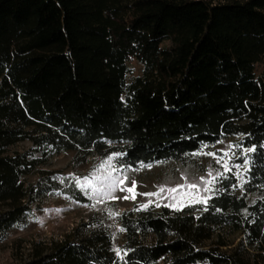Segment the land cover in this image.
Listing matches in <instances>:
<instances>
[{"label": "trees", "instance_id": "16d2710c", "mask_svg": "<svg viewBox=\"0 0 264 264\" xmlns=\"http://www.w3.org/2000/svg\"><path fill=\"white\" fill-rule=\"evenodd\" d=\"M224 136L256 149L242 189L225 173L206 205L118 212L120 257L93 211L18 240V264H264V0H0V242L49 195L93 204L43 168L57 154L136 169Z\"/></svg>", "mask_w": 264, "mask_h": 264}, {"label": "rangeland", "instance_id": "374dc122", "mask_svg": "<svg viewBox=\"0 0 264 264\" xmlns=\"http://www.w3.org/2000/svg\"><path fill=\"white\" fill-rule=\"evenodd\" d=\"M126 64L130 68L132 74H138L140 72L141 66L135 60L128 61ZM257 70H259V67ZM238 139V136H224L215 143L208 144L207 147H202L201 149L189 154L182 161H165L161 163H154L151 164L153 165L151 168H122L129 169V171L126 173L127 181L125 186L131 187V181H136V188L134 191L135 193L142 194L158 192L161 186H164L167 189L185 183H199V194L201 196L209 197L213 191L207 193L203 192V182L200 181V178L204 177L205 180L210 179L208 176L209 170L212 171L213 176H215L218 171H224L222 167L223 162H221V164H217L215 162L217 157H220L224 154V151H229L230 155L234 153L233 158L228 161L230 166L243 164L242 161L237 160L239 156V149L237 146ZM229 145H233L234 147L229 150ZM27 146V142H21L18 143L15 148L20 150L21 148H26ZM201 152H214L216 153V156L212 157L203 154L193 155ZM72 154V151H66L64 153L57 154L52 157L50 163L43 168L52 170L58 179L60 176H63L66 181L73 180L71 178L73 176L80 178L82 182L86 176L90 178L92 176H98L100 179L94 181V183L96 184L97 188L107 191L109 181L105 180V177L110 171V168H100V165L108 160L109 157L103 160L94 159L86 163L77 164L75 166H67L68 160ZM225 159H227V157ZM235 171V168H233V173ZM113 175L122 176L123 173H114ZM61 181L63 182L64 179ZM209 187L212 188V185H209ZM114 195L117 197L116 199L105 197L102 195V193L98 194L94 198H91L93 201L91 206L78 204L68 199L66 196L57 193L47 196L40 205V208L34 212V216L29 217L28 223L25 227L12 228L8 232L7 237L0 242V264L19 263V259H17L19 252L14 250V243H16L18 240L35 239L49 235L62 236L70 228L77 226L79 222L85 221L93 211L97 212L98 216L104 218V223L108 226V229L111 232L113 246L116 249L120 244L122 234L118 231L115 222V215H110V212L118 213L122 210L131 208L134 204L142 205L148 203L149 200L153 201L152 205L155 208L173 203L171 195L167 191L160 193L159 196L152 197L136 195L135 200L123 199V196H130L131 194L127 192H121L119 190H116ZM175 195L179 196V193ZM256 196H258L256 193L250 194L248 195V199L250 200ZM100 200H103V203L98 202ZM157 204H159V206H156ZM56 209H62V211L56 212L54 211ZM40 220H43V224L39 222ZM231 238H233V244H235L240 238V235L236 233L232 235ZM223 249L224 248L221 250ZM23 251L26 252L25 249H23Z\"/></svg>", "mask_w": 264, "mask_h": 264}, {"label": "snow or ice", "instance_id": "6c2138e0", "mask_svg": "<svg viewBox=\"0 0 264 264\" xmlns=\"http://www.w3.org/2000/svg\"><path fill=\"white\" fill-rule=\"evenodd\" d=\"M203 147H207V145H204ZM234 147L233 145H229L228 148L229 150ZM256 149L254 147L252 148H248V149H244L243 153H244V161L243 164H236V165H232L230 166L228 161L230 159L233 158L234 153L232 155L229 154V151H224V154L220 157L216 158V163L217 164H221L222 163V167H223V172H217L215 176H213L212 171L209 170L208 171V176L210 177V179L205 180L204 177L200 178V181L203 182V192L207 193V192H211L213 191V189L211 187H209V185H212L217 178H227L225 176V173H233V168H235V172L233 173V175H235L236 179H237V184L232 185V187H240L241 189L244 187V185L248 182L245 179V176L247 175V173L250 172V160L248 159L247 154L254 152ZM199 154H203V155H208V156H212L215 157L216 153L214 152H208V153H196L193 155H199ZM119 155V154H117ZM227 157V159H225ZM112 160L113 157H109L108 160H106L105 162H103L100 165V168H106L109 167L110 171L108 172L107 176L105 177V180L109 181L108 184V190L107 191H103L102 189L97 188L96 184L94 183V181L99 180L100 177L98 176H92L90 177H84L83 182L80 180V178L78 177H71L76 186L79 187L81 190H83L85 192V195H88L90 198H94L96 195L101 194L105 197L111 198V199H116L117 197L114 195V192L116 190H119L121 192H127L130 193L131 195H125L122 198L123 199H133L135 200L136 195H144V196H148V197H152V196H159L160 193H163L165 191H167L170 195H171V199L173 201V203L167 204L165 205L166 207H171L177 211L182 210L184 207H188L191 205H195V204H204L206 205L208 200L211 197H207V196H201L199 194L200 192V184L199 183H185V184H181L178 185L176 187H172V188H165L164 186H161L158 190V192H152V193H135L134 189L136 188V181H131V187H126V181H127V171H129V169H119L116 168L114 166H112ZM153 165L151 164H143L141 163L139 165V168H151ZM123 173L122 176H114V173ZM186 179V178H185ZM90 190V191H89ZM195 190V191H194ZM179 193V196L175 195ZM100 203H103V200L98 201ZM153 203L152 200H149L148 203L142 204L139 206L138 209L136 210H142V209H147L149 207V205H151ZM156 206H159V204H157ZM205 211H207V208L204 209ZM56 212L62 211V209H56L54 210ZM110 215H119V213H109ZM39 219V218H38ZM41 224H43V220L39 221ZM120 231H124V229H120ZM116 255L118 257H120V250L116 249ZM126 254V253H125ZM122 258V257H121Z\"/></svg>", "mask_w": 264, "mask_h": 264}]
</instances>
